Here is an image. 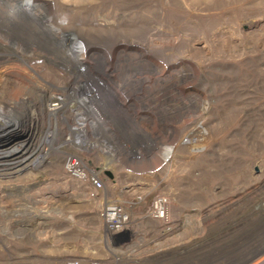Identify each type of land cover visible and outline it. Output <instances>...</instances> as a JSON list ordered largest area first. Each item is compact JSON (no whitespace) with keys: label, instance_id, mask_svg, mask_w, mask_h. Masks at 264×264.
I'll return each mask as SVG.
<instances>
[{"label":"rangeland","instance_id":"374dc122","mask_svg":"<svg viewBox=\"0 0 264 264\" xmlns=\"http://www.w3.org/2000/svg\"><path fill=\"white\" fill-rule=\"evenodd\" d=\"M33 1L46 5L41 24L73 47L71 54L64 47L66 55L98 54L111 67L127 60L124 90L135 111H109L149 138L104 136L100 122L89 120L91 145L81 147L67 132L79 128L80 108L64 111L63 121L38 104V88L64 87L71 76L37 52L21 60L0 54V92L22 113L0 117V136L60 131L41 169L0 186V264H25L29 246L38 264L113 253L124 264H264V0ZM1 38L0 50H20ZM85 105L89 112L95 104ZM62 151H94L116 173L120 185L107 192L131 216L125 230L107 234L104 200L64 174ZM157 197L167 200L166 224L146 217Z\"/></svg>","mask_w":264,"mask_h":264},{"label":"bare ground","instance_id":"6f19581e","mask_svg":"<svg viewBox=\"0 0 264 264\" xmlns=\"http://www.w3.org/2000/svg\"><path fill=\"white\" fill-rule=\"evenodd\" d=\"M45 7L46 5L33 0H0V36L11 46H15L20 49L18 52H15L11 50V48H8L6 50H0V54L3 55L5 59L18 58L21 60L20 56L31 58L34 53H40L43 55L42 58L46 61V63H49L55 69L64 71L66 74L71 76V79H73L72 83H67L64 87L53 86L54 84L52 85L47 83L45 87H43L44 89L38 88V104L42 107L44 102L47 103L46 110L52 113V115L61 114L62 118L64 114L63 112L68 110L70 107L77 106L80 108L76 116L80 117L81 115V119L75 120L76 122L78 121L79 128L73 132V130H70L68 127L67 132L75 134L73 137L77 139V142L80 143L81 147L83 146L88 148L91 145L87 141L86 137L88 129L85 127L86 122L89 120L96 121V124L100 122L101 125H98V131L104 136L118 134L122 136L129 135L131 138L133 137V139H136L139 136L140 138H149L148 132L144 131L143 127L141 128L137 125L132 128L124 127L119 122L121 120L118 121V119H116L109 111L111 106L114 108L116 107L118 110H122V108L126 105H129V107L133 109V112L135 111L133 108L135 99L125 93L124 90L129 81L127 77L124 78V75L129 71L127 60L119 61V63H117L114 67H111L107 58L99 56L98 54H93L90 57L88 56V59L85 58L82 53L77 55L75 54V58L66 55L67 52L64 50V47H66L65 49H68L70 53L73 48L71 44L59 42L58 38L52 36L51 32L47 30L43 24H41L42 20L46 17ZM22 62L25 66H27L26 60ZM142 64L143 63H141V65ZM142 66L146 68V66L149 67L150 65L143 64ZM140 67L141 66H139V68ZM135 70L138 69L135 68L132 71ZM116 77L123 79L110 89V85ZM6 83L7 81H5V84ZM140 84L142 83L140 82ZM1 92L0 117L7 115L22 117V113H15L14 109L11 108L14 105L16 106L18 102H10L8 104L6 101L7 99L5 98L6 93ZM88 99L92 100L95 104L93 106L94 108H92L89 112L87 111L89 109H86L87 106L85 105V102ZM26 101L27 99L23 97L21 103ZM52 105H56L58 107L49 110L48 108ZM60 109L63 110L58 113L57 111ZM23 115H27L30 120L34 119V115L32 113H25ZM63 121H65L64 118ZM103 121L110 123L111 128L107 127L106 123ZM8 123L10 124H5L6 128L7 126L12 127L14 121H9ZM59 132V129L56 127L48 128L45 131H38V135L36 137L34 136V140L37 141V145L34 150L35 153L33 152L32 156L21 161L24 166L20 170H24L25 168L27 169V166H32L34 169L43 166L51 156L50 148L52 141H54L53 136L59 134ZM45 133H47L48 136L47 134L45 135ZM18 149L20 148L18 147ZM110 154L115 156L113 153ZM26 162L29 163L27 164ZM37 217L35 219H37ZM35 219H33V221H36Z\"/></svg>","mask_w":264,"mask_h":264},{"label":"built area","instance_id":"2783aa9c","mask_svg":"<svg viewBox=\"0 0 264 264\" xmlns=\"http://www.w3.org/2000/svg\"><path fill=\"white\" fill-rule=\"evenodd\" d=\"M15 136L20 137V140H17L10 146L0 148V186L5 183L14 185L16 179L23 173L35 172L43 167L40 166L39 168L34 169L32 166H27V169L20 170L24 166L21 161L25 160L26 157L32 156L37 141L30 138L32 135L29 132L24 134L21 131L14 134L8 133V136L4 137L12 138ZM18 147L20 149H18ZM67 147L70 148V146ZM69 148L68 150H70ZM59 151L60 150H58V152ZM61 153L63 155L61 168L64 174L68 178L84 184L104 200L99 215L104 222L107 234L118 233L125 230L131 224V216L123 211L124 208L121 205L122 201L118 199L111 200L107 192L108 186L111 185V182L114 179L111 168H105L103 166L104 163H98L95 159L94 151L89 153L78 151L72 154H69L70 151H62ZM106 171L111 173V179L104 174ZM138 203L139 202H137L136 205ZM146 217L163 224L168 223L169 214L167 213L166 198L157 197L153 202V205L150 207L148 214H146ZM3 228H5V223L0 222V234L2 233ZM168 231H170V229H163L161 235H165ZM107 238L110 237L108 236ZM106 241L108 246L112 245L111 241ZM121 258L122 255L113 253L110 258L104 260L90 261L87 263L80 260H71L66 264H124L122 263Z\"/></svg>","mask_w":264,"mask_h":264},{"label":"crops","instance_id":"0c3cea01","mask_svg":"<svg viewBox=\"0 0 264 264\" xmlns=\"http://www.w3.org/2000/svg\"><path fill=\"white\" fill-rule=\"evenodd\" d=\"M113 175H114V179L112 180L111 184L113 187H119L120 185V181H119V177L116 175V173L113 172ZM22 247H27V246H21L19 247V249H22ZM23 249H26L27 248H23ZM33 248L31 246H29V255L25 257L26 261L24 262L25 264H38V260H37V254L36 253H32ZM89 260H92L90 258H80V261L84 262V263H87L89 262ZM69 261H71L70 259H67L65 261V264L68 263Z\"/></svg>","mask_w":264,"mask_h":264},{"label":"water","instance_id":"95a60500","mask_svg":"<svg viewBox=\"0 0 264 264\" xmlns=\"http://www.w3.org/2000/svg\"><path fill=\"white\" fill-rule=\"evenodd\" d=\"M17 140H20V137H12V138H5V137H1L0 136V148H4L7 146L12 145L14 142H16ZM108 178H112V175L110 172H105L104 173Z\"/></svg>","mask_w":264,"mask_h":264}]
</instances>
